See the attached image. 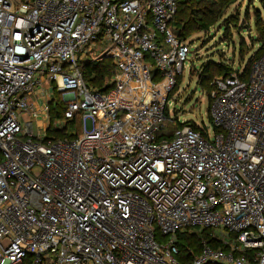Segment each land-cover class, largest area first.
<instances>
[{
  "label": "built area",
  "instance_id": "built-area-1",
  "mask_svg": "<svg viewBox=\"0 0 264 264\" xmlns=\"http://www.w3.org/2000/svg\"><path fill=\"white\" fill-rule=\"evenodd\" d=\"M180 1L0 0V264H264V53L213 78L212 135L160 139ZM105 58L99 92L82 68ZM55 91L77 138L47 137ZM204 229L226 249L182 251Z\"/></svg>",
  "mask_w": 264,
  "mask_h": 264
},
{
  "label": "rangeland",
  "instance_id": "rangeland-1",
  "mask_svg": "<svg viewBox=\"0 0 264 264\" xmlns=\"http://www.w3.org/2000/svg\"><path fill=\"white\" fill-rule=\"evenodd\" d=\"M258 14L261 15L260 28L256 26ZM226 20H230V29L225 35ZM263 29L264 9L259 1L238 0L225 10L218 24L211 27L207 33L194 34L184 41L188 50V60L183 74L179 75L178 85L169 98V119L159 131V137L169 136L176 119L181 123L194 122L197 126L207 129L210 135L213 134L214 125L209 117L210 101L207 93L202 91L198 84V70L207 61L229 63L233 67L244 68L260 48V32ZM55 95L52 105L57 101ZM43 125L45 124L40 122L39 127ZM39 127L34 122L35 133H38ZM73 127L69 125L67 131L74 132Z\"/></svg>",
  "mask_w": 264,
  "mask_h": 264
},
{
  "label": "trees",
  "instance_id": "trees-1",
  "mask_svg": "<svg viewBox=\"0 0 264 264\" xmlns=\"http://www.w3.org/2000/svg\"><path fill=\"white\" fill-rule=\"evenodd\" d=\"M238 0H182L177 6V11L170 27L174 32L175 37L184 42L188 38L197 33H207L211 27L218 24L225 10L231 5L235 4ZM259 1V4L264 9V0H251ZM261 15L258 14L256 26L260 28ZM225 35L230 29V20L224 21ZM260 48L255 52L248 64L244 67L245 76L249 73L253 62L259 59L264 53V29L260 32ZM198 84L202 91L209 95L212 87L211 82L217 76H229L233 72V66L229 63H220L215 61H207L200 66L198 70ZM83 78L88 87L96 89L99 92H105L112 87V79L114 77V63L111 59L105 58L99 61H92L86 63L82 68ZM180 76L178 77L177 85ZM176 85V86H177ZM176 88V87H175ZM174 88V89H175ZM173 89V91H174ZM172 91V92H173ZM171 92V93H172ZM57 101L50 106V126L47 130V137L54 139H74L82 133V117L77 114L74 119L68 121L64 129H57L54 127V122L59 119H64L67 110V103L62 99L61 95L55 91ZM171 96V94H170ZM169 96V98H170ZM210 111V109H209ZM168 116V110H166ZM209 117L212 122L210 112ZM71 125L74 132H68L67 129ZM185 125H190L194 130L201 131V128L194 122L181 123L177 119L175 121L174 129L169 136H161V138L171 139L173 132ZM207 240L210 242L212 248L226 249V246L211 238V230L204 229L198 233H183L179 238V247L182 251L191 250V255H195L201 250V241ZM188 246V247H187ZM192 257V256H191ZM189 260V259H188Z\"/></svg>",
  "mask_w": 264,
  "mask_h": 264
}]
</instances>
